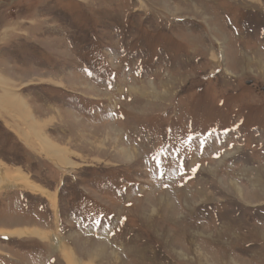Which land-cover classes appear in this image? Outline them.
Returning <instances> with one entry per match:
<instances>
[{"label":"rangeland","instance_id":"obj_1","mask_svg":"<svg viewBox=\"0 0 264 264\" xmlns=\"http://www.w3.org/2000/svg\"><path fill=\"white\" fill-rule=\"evenodd\" d=\"M258 1L0 0V264H264Z\"/></svg>","mask_w":264,"mask_h":264},{"label":"bare ground","instance_id":"obj_2","mask_svg":"<svg viewBox=\"0 0 264 264\" xmlns=\"http://www.w3.org/2000/svg\"><path fill=\"white\" fill-rule=\"evenodd\" d=\"M8 94H9V92L6 95H3V96L1 95L0 96V103L7 102L6 104H8L10 106L16 105L19 108V111L22 112V109L25 108V107H24V105L21 106V104L19 103L18 97H14V96H11V94L10 95H8ZM36 129H34V131H32L30 133V137L32 139H36V140H38L40 142L38 144L39 145L38 147H39V149L41 151L39 150V152H41L43 155L45 154L47 156H48V153H49L51 156H48V157H50L51 160L53 159L52 161H54L56 167L59 168V169H64L63 166L67 165L68 162L64 163V159L63 158L64 157L66 158V156L63 154V150L57 149L53 143H51L50 141H48L45 138H43L41 133L38 130H36ZM22 130H23V128H22ZM27 139H28V137L26 138V141H27ZM35 143H36V141H35ZM6 169L0 163V191L1 190L12 189V188H18V189L21 188V189L26 190L28 192L39 194V195H42L44 197H47L50 200V202L52 203V207H54V209H55V206H54V202H56L55 201V196L49 195L48 192H45V190H43L42 188H40L36 184L32 183L31 181H29V179L26 176L20 174L19 171L15 172V173L14 172L10 173ZM12 222H15V220L12 221ZM20 224H22V223H20ZM43 234L44 233L42 231L41 232L39 230L36 231L35 229L34 230L27 229V230H24V231H21V230H10V231L4 232V233H0L1 236L13 237V236H23L24 235V236H27V237L28 236H34V237H37L39 239L42 238V240L47 237V236H44ZM54 239L56 241V243H55L56 246L55 247L63 255L64 261H66V264H77L76 258L74 257V255L73 256L70 255L68 253V250L66 249V247H62V245L59 243V241L56 240V237H54Z\"/></svg>","mask_w":264,"mask_h":264},{"label":"trees","instance_id":"obj_3","mask_svg":"<svg viewBox=\"0 0 264 264\" xmlns=\"http://www.w3.org/2000/svg\"><path fill=\"white\" fill-rule=\"evenodd\" d=\"M26 218H31V216H27ZM32 218H34V217H32ZM35 218H38V216H36ZM2 239L5 241L4 238H2ZM32 242H34V241H32Z\"/></svg>","mask_w":264,"mask_h":264},{"label":"crops","instance_id":"obj_4","mask_svg":"<svg viewBox=\"0 0 264 264\" xmlns=\"http://www.w3.org/2000/svg\"><path fill=\"white\" fill-rule=\"evenodd\" d=\"M254 1H258V0H252V3L254 2ZM261 1V3H264V0H260ZM259 2V1H258Z\"/></svg>","mask_w":264,"mask_h":264}]
</instances>
